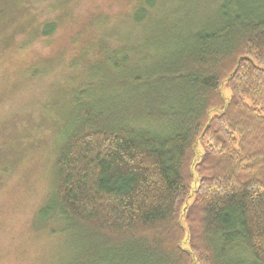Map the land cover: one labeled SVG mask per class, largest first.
<instances>
[{
    "label": "trees",
    "instance_id": "1",
    "mask_svg": "<svg viewBox=\"0 0 264 264\" xmlns=\"http://www.w3.org/2000/svg\"><path fill=\"white\" fill-rule=\"evenodd\" d=\"M81 2L0 0L1 85L60 97L33 216L68 236L57 264H264V183L234 185L226 159L201 164L188 232L179 213L202 134L243 132L264 160V0Z\"/></svg>",
    "mask_w": 264,
    "mask_h": 264
},
{
    "label": "rangeland",
    "instance_id": "2",
    "mask_svg": "<svg viewBox=\"0 0 264 264\" xmlns=\"http://www.w3.org/2000/svg\"><path fill=\"white\" fill-rule=\"evenodd\" d=\"M86 4L94 9L98 7L95 11L102 10L104 15L111 18L123 10L125 0H83L79 9H85ZM38 46L42 48L40 44ZM1 75L6 74L0 71V167H4L0 174V264H57L67 252L68 236L52 238L49 230H44L40 223L35 222L33 216L47 193L51 168L49 138L54 135L44 122L49 117H55L56 113L60 114V97L58 93L48 90H43L38 95L30 90L13 95V85H1V82L9 79L8 75L4 76L6 78ZM45 81L47 78L42 83ZM221 91L223 97H230L228 88L223 87ZM47 103L52 112L46 116L48 112L45 114L42 107L44 109ZM253 106L259 109L255 103ZM213 114L216 112L212 111L211 115ZM226 133L221 135L227 141L229 149L228 146L218 144L213 135L205 137L202 134L192 157L185 162V169L193 174V178L190 181L191 193L179 212L182 215L180 220L184 231L188 232L185 223L187 215L193 221L199 218V210L194 208V199L197 186L202 184L198 176L201 164L210 163V168L214 170L217 163L226 159L231 166L240 170V176L234 185H243L247 181L252 184L264 183V160L258 157L262 153L260 145H255L248 136L242 137L243 132ZM233 135L234 138L231 139ZM229 137L230 141L227 140ZM240 142L242 147H239ZM6 160V165L11 168H6L3 163ZM200 226L199 223L197 227ZM182 243L181 246L188 250V236L183 238Z\"/></svg>",
    "mask_w": 264,
    "mask_h": 264
}]
</instances>
